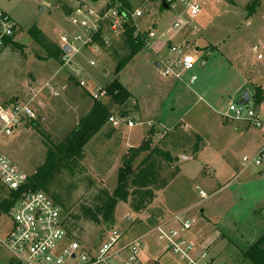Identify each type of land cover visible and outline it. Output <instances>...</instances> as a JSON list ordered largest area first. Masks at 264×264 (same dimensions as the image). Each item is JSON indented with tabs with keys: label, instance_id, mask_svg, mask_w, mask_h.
<instances>
[{
	"label": "rangeland",
	"instance_id": "obj_1",
	"mask_svg": "<svg viewBox=\"0 0 264 264\" xmlns=\"http://www.w3.org/2000/svg\"><path fill=\"white\" fill-rule=\"evenodd\" d=\"M58 1L0 0V11L17 26L16 44L0 54V104L26 103L32 112L26 129H19L2 143L1 150L28 177L87 115L96 100L92 95L115 78L118 58L127 53L120 31L107 32L111 45L99 54L80 49L68 64H62L61 57L59 61L51 58L28 33L31 27L41 30L58 47L61 36L84 34L71 25ZM127 1L132 11L143 13L132 24L142 33L154 31L156 38L146 42L116 76L131 100L113 106L111 116L118 119L135 104L138 111L129 113L116 127L107 122L101 133L85 144L81 156L58 163L43 191L69 212L89 204L102 189L111 192L127 148L138 147L151 127L158 128L152 144L165 139L166 149L176 157L166 171L175 172L173 179L142 211L134 212L130 202L118 203L107 224L78 223L74 239L96 245L106 229L115 228L121 233L122 244L141 238L135 264H189L167 250L155 230L181 215L191 224L183 236L195 245L189 256L195 264H239L242 252L264 234V168L247 166L237 174L243 168L242 157H253L264 143V127L253 129L248 121L235 120L228 107L238 105L240 97L248 93L250 100L242 111L252 110L264 123V102L255 104L252 98L255 88L264 91V0H256L258 5L250 15L249 6L255 0H199L200 15L173 32L169 28L181 14L179 0H170L175 7L170 4L167 9L163 3L168 0ZM64 3L72 9L82 3L98 9L103 5L92 0ZM163 33L167 37L158 39ZM166 40L187 42L189 53L197 60L195 67L183 74V82L162 77L161 67L155 66L168 54ZM192 75L197 80L190 85ZM80 81L87 86H81ZM153 117L164 126L148 122ZM128 121L133 126H128ZM3 194L0 184V196ZM11 225L9 218L0 219V238ZM172 228L178 229L179 224L170 222L163 230ZM202 253L205 259L200 258ZM121 256L113 262L120 264L126 254ZM10 259L0 247V264H15Z\"/></svg>",
	"mask_w": 264,
	"mask_h": 264
},
{
	"label": "built area",
	"instance_id": "obj_2",
	"mask_svg": "<svg viewBox=\"0 0 264 264\" xmlns=\"http://www.w3.org/2000/svg\"><path fill=\"white\" fill-rule=\"evenodd\" d=\"M101 2L102 7L93 8L86 3L75 7L71 12L70 23L76 29L84 31V34L76 33L73 35H63L59 39V47L62 50V64H68L72 61L73 54L80 49L91 50L94 54H99L104 48L111 45L110 34H119L123 22L135 20L142 17L140 10H134L127 14L122 8L119 0H92ZM172 2L168 0V8ZM181 14L171 23L169 32L177 31L182 26L188 25L191 20L200 15L199 0H179ZM175 7V4H171ZM182 15L187 17L186 21L181 19ZM101 29V41L103 45L95 42L92 35ZM134 36L144 34L147 44L150 40L156 38L154 31L149 30L142 33L133 25ZM195 26L193 30H195ZM17 31L16 24L11 18L0 11V54L9 49L12 43H15ZM172 33L170 34V36ZM167 37L165 33L158 39ZM168 54L172 57L159 59L161 67L160 75L164 78H172L176 82H183V74L191 71L196 65V58L189 53L190 45L187 42L179 44L168 43L166 40ZM64 47H68L66 52ZM261 59V55L257 56ZM89 64L94 66V62ZM79 72H76L77 76ZM194 75L190 76L188 83L193 85L196 81ZM81 86L87 85L80 81ZM102 90H97L92 97L98 99L102 96ZM245 105V104H244ZM243 105H230L228 111L233 114L235 120L244 119L249 122L253 129H262L264 123L254 114L252 110L242 111ZM32 118L30 105L16 102L14 104H0V184L6 192H21L19 198L14 202L7 212L0 211V219L7 217L11 220V229L0 238V247L5 249L9 257L15 264H119L113 262V259L123 258L120 264H135L137 255L142 247L141 238L130 240L126 244L121 242V233L115 228L105 230L101 240L95 245H84L76 241L73 235H69L65 226L64 217L60 207L44 191L23 190L28 176L1 150V144L11 139L16 132L27 125ZM108 123L112 126H118L121 121L110 116ZM128 126H133L131 121ZM241 164L243 168L253 166L264 168V145L251 158L242 157ZM205 198L204 193H200ZM175 222L179 224L178 229H169L164 231L163 227L167 223ZM191 229V224L181 215L173 216L170 221L163 222L155 227L158 235L157 239L166 244V249L175 256L185 259L189 264H195V260L190 259V254L195 250L193 242L184 238V233ZM2 227L0 226V233ZM205 259V254L200 255ZM205 264H211L205 263Z\"/></svg>",
	"mask_w": 264,
	"mask_h": 264
},
{
	"label": "trees",
	"instance_id": "obj_3",
	"mask_svg": "<svg viewBox=\"0 0 264 264\" xmlns=\"http://www.w3.org/2000/svg\"><path fill=\"white\" fill-rule=\"evenodd\" d=\"M119 1L127 14H130L132 10L129 2L127 0ZM257 5L256 0L251 2L248 10L249 15L254 12ZM57 6L67 15H70L73 11L71 7L64 3V0L58 1ZM101 29L102 25L92 35L94 41L99 45H103ZM134 30L131 20L128 19V21L122 23L120 41L127 53L118 58L114 69L115 78L102 90V97L107 100L105 102L99 99L93 101L87 115L76 124L60 144L55 146L53 151L47 153L44 163L28 178L26 185L23 187L24 191H43L58 163H68L83 154L85 144L108 122L113 106H122L129 99L131 100L130 93L120 84L116 76L146 45L147 41L144 34L134 36ZM28 33L34 42L51 58L59 61V57L62 56L60 47L50 42L42 31L36 27H31ZM15 44L12 43V46ZM252 98L255 104L263 103L264 91L259 87L255 88ZM133 103L136 102L133 101ZM137 111L138 106L135 104L134 109L128 114ZM128 114L121 113L118 119L123 120ZM155 130V127H151L138 147H131L126 150L121 159V167L117 172L115 188L111 192L107 189L100 190L92 197L89 204L79 205L74 212L65 211L62 205L51 197L61 209L69 235H73L77 229V224L81 222H89L95 225L107 224L111 221L118 203L130 202L129 206L134 212L144 210L153 201L156 193L169 184L175 172L166 171L169 167H173L176 157L166 149L165 139H162L157 145L152 144ZM20 193L5 191V194L0 196V211L7 212L19 198ZM242 259L251 264H264V234L254 241L247 250L242 252Z\"/></svg>",
	"mask_w": 264,
	"mask_h": 264
},
{
	"label": "crops",
	"instance_id": "obj_4",
	"mask_svg": "<svg viewBox=\"0 0 264 264\" xmlns=\"http://www.w3.org/2000/svg\"><path fill=\"white\" fill-rule=\"evenodd\" d=\"M172 36H173V35H172ZM174 37H175V35H174L172 38H174ZM166 43H167V42H165V44H166ZM168 43H172V40H168ZM255 49H256V48H254L253 50H255ZM196 50H197V49H196ZM157 55H159V54H157ZM167 57H169V54H167L166 57H162V58H167ZM159 59H160V58H159ZM159 59H158V60H159ZM204 62H205V61H203L202 64H203ZM158 63H159V62H158ZM158 67H159V65L157 66V68H158ZM148 122H161V123H162V121H160V120L158 119V117H153V118H152L150 121H148ZM179 122H180V121H179ZM179 122H178V123H179ZM161 123H160V124H161ZM162 125H163V123H162ZM105 126H106V125H104V126H103V127H102V128L96 133V135H98L99 133H101V130H103V128H104ZM163 126H164V125H163ZM23 128L26 129V126L23 127ZM20 129H21V128H20ZM114 129H115V128H114ZM114 129L111 130V131L115 132ZM147 132H148V131H147ZM156 133H159V129H158V128H156V130H155V134H156ZM146 134H147V133H146ZM94 137H95V136H94ZM143 138H144V137H143ZM143 138H142V139H143ZM263 145H264V143L260 146V148H261ZM128 148H131V147H128ZM128 148H127V149H128ZM260 148H259V149H260ZM259 149H258V150H259ZM173 156H174V155H173ZM243 170H244V168H242V170H240V172H238L237 174L240 175L241 173L244 172ZM167 224H168V223H167ZM244 263H245V262L242 260V262H240L239 264H244Z\"/></svg>",
	"mask_w": 264,
	"mask_h": 264
},
{
	"label": "water",
	"instance_id": "obj_5",
	"mask_svg": "<svg viewBox=\"0 0 264 264\" xmlns=\"http://www.w3.org/2000/svg\"><path fill=\"white\" fill-rule=\"evenodd\" d=\"M163 8L167 9L168 5L166 4V2L163 3ZM68 50V47H64L63 51L66 52ZM159 65V63H156L155 66L157 67ZM250 100V96L248 95V93H244L241 97H240V102L239 105H244L246 103H248ZM181 160H184V157H181Z\"/></svg>",
	"mask_w": 264,
	"mask_h": 264
}]
</instances>
